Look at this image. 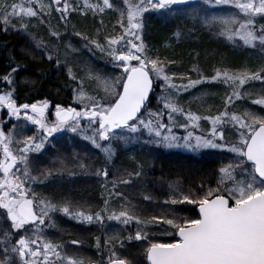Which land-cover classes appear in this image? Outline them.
Returning <instances> with one entry per match:
<instances>
[{
	"label": "snow or ice",
	"instance_id": "snow-or-ice-1",
	"mask_svg": "<svg viewBox=\"0 0 264 264\" xmlns=\"http://www.w3.org/2000/svg\"><path fill=\"white\" fill-rule=\"evenodd\" d=\"M205 3L230 6L243 14V19L230 12L226 15H205L202 19L206 25L218 26L220 34L229 40L239 38L248 46L254 47L257 42L264 46V25L256 27V18H264V0H205ZM123 4L126 7V21L125 13L121 11L118 22L123 30L121 35L105 37L103 43L96 39L89 40L87 36L82 37L101 52H106L115 66L122 69L118 77L93 76L89 72L90 78L96 80L97 88H103L104 96L90 95L81 86L74 90V100L82 107L78 110L71 105L65 107L57 104L55 120L49 123L46 113L50 103L47 99L31 104H17L12 91L0 94V109L6 108L8 115L17 120L23 117L43 133L42 136L25 137L20 142L23 147L14 150L11 133L6 134L0 129V210H3L0 215H6L11 228L17 230L16 235L19 236L14 244L3 248L4 259L0 260V264H83L66 255L61 244L44 238L46 220L49 221L47 226H50V214L61 211L77 222L91 223L94 220L102 221V212L108 211V200H105L104 209L92 214L73 212L67 205L60 208L46 198L38 197L28 186L31 181L36 180L29 171L30 152H39L49 137L65 129L83 135L108 156L112 153L111 145H102L100 142L110 141L117 130H127L134 134L143 128L149 135L159 138L160 142L170 147L178 146L177 142L181 138L171 134L170 125L175 124L174 114L184 115L188 121L181 127L197 128L201 119L210 121L212 125L211 139L204 136L193 137V133L189 132L183 137L184 146L193 149L228 147L230 152L235 153L236 162L219 169L218 186L209 189L203 196L195 198L190 194L165 201L172 205L185 202L197 205L198 218L153 216L150 221L145 222L130 214V210L126 208L118 213L113 211L107 218L124 224L135 220L138 225L144 226L163 223L174 230V236L179 237L178 239L149 244L146 249L149 264H264V116L249 111L238 114L229 110L234 100L241 98V88L244 85L251 81L264 82V70L241 73L217 70L211 79L223 80L233 88L231 94L224 99V110L218 115L204 117L191 111L185 112L172 100V95H178L181 91L200 84L203 78H187L186 84H176L175 79L183 81L186 77L169 75L168 65L171 61L165 62L159 57L149 56L141 32L143 15L149 9H170L173 5H186L188 0H123ZM53 5L55 11L60 13L61 20H66L67 14L75 10L70 0H51L47 5L42 0H21L11 4L7 0H0V20L8 26L14 17H39L46 7L51 11ZM112 7L110 0H102V3L96 4L84 0V8L93 12L103 13L105 9ZM76 35L82 34L77 32ZM36 46L47 47L41 42H37ZM47 58L52 60L53 56L48 55ZM56 62L59 64L58 60ZM15 71L14 68L13 72ZM69 75L72 76L71 69ZM72 78L75 79V76ZM4 80L12 83L9 76H5ZM154 81L163 82L162 91L174 90L162 98L163 108L167 110L170 122L167 125L162 122L161 112H148L149 118H142V109L146 107ZM252 103L264 106V96ZM82 120L87 121V127L81 126ZM226 124L235 129L238 137L230 146L216 143L217 138L224 139L223 126ZM15 127L13 125L14 129ZM165 129L168 135H164ZM193 138L195 144L192 143ZM101 174L108 176L106 170ZM21 230L25 233L31 230L33 235H21ZM166 234L173 235V232ZM8 235L6 232V240ZM135 239L139 241L147 239V236L138 230ZM71 243L76 245L79 242L73 240ZM108 264H126V261L112 252Z\"/></svg>",
	"mask_w": 264,
	"mask_h": 264
},
{
	"label": "trees",
	"instance_id": "trees-1",
	"mask_svg": "<svg viewBox=\"0 0 264 264\" xmlns=\"http://www.w3.org/2000/svg\"><path fill=\"white\" fill-rule=\"evenodd\" d=\"M14 2L13 0H9L10 4ZM197 2V4L184 7L183 9H190L192 11H194L193 9H197L200 12H205V14L208 9H216V12L235 11L240 19L243 18V14L239 13L238 9L231 8L230 6L215 5L214 3L207 4L201 2V0ZM96 3L102 2L101 0H95ZM110 3L113 4V7L103 13H91L88 10L87 15H82L80 12H75L76 17L73 18L75 20L74 25L71 23L72 18H70L69 22L71 24H68L67 20L55 19L50 13L45 12V10L43 14L46 16L47 23L44 24L45 27L44 30H41V34H44L46 38L51 37L48 39L52 40L55 44L60 43L58 41H62L63 45L64 38L67 37L66 33L68 34V31L70 32L72 28L73 31L91 36L90 38L102 40L105 33L114 32L111 28H107L106 25H117L118 19V17H110L115 23H111L110 21L105 22L104 16L110 13L113 16L119 15L121 11L119 14H113L115 13V7L122 8L126 16V7L123 3L120 6L115 0H110ZM171 10L172 7L161 11L149 9L148 12L144 13L143 28L146 30L144 31L143 41L148 50V55L155 56V58L159 57L165 62H172L168 65L169 75L175 74L176 77H180L181 75L186 77L183 81L175 79L174 82L176 84L187 83V78L192 80L203 78V81L200 83L201 88H204L203 86L206 85L207 81L212 86H216L220 91H213L211 92V96L208 97L210 98V103L216 101V104H211L207 110L201 106L192 108H195L194 113L201 117H203V112L204 114H219L224 110L225 97L231 94L233 88L230 84L224 83L223 80L213 81L211 78L215 75L216 71L227 70L230 73L258 72L264 70V56L256 57L250 55L248 48L245 47L239 38L229 41L226 40V36H223L222 40L218 42L219 44H216L208 38L207 31L202 28L193 27L194 24L188 18H183L182 21L178 17L176 20L170 18L169 13ZM81 15L83 17H80ZM34 19H30L32 21V29H35L33 27ZM178 20L181 22H178ZM260 25H264V18L257 17L256 27L259 28ZM194 30L195 32H193ZM53 33H56V35H53ZM260 49L264 50V46H261ZM37 54V51H34L31 46L29 47L25 43L24 37L13 31L5 30L4 24L0 20V87H8L10 90L17 89V95L22 101L28 98L36 100L47 99L48 101L64 100L65 103H72L75 93L74 90H76V86L78 85L77 82L70 75L68 76L63 72L60 63L57 64L54 59L49 60L44 55L40 54L38 56ZM61 57H64V52L60 51L57 58L61 59ZM104 57L112 62L107 53H104ZM14 68L16 69L15 72H13ZM5 76L10 77L11 84L4 80ZM156 82V88L153 90L151 98L146 105V110H150L149 112L153 113L160 108L158 102H161L162 93L158 91V87L161 85L160 81ZM201 88L197 87V90H202ZM241 93L244 98L234 100L229 110L238 114L249 111L256 115L264 116V106L252 103L253 100L264 96V82L251 81L241 88ZM179 102L183 104L180 98ZM185 107L188 110L190 109L188 106ZM202 122L208 123L209 121L202 119ZM200 125L203 130H206L202 131L204 132L203 135L211 136L210 132L207 131L208 126L206 128L205 123L201 122ZM223 131L225 138L220 142L229 144V139L233 141L237 140L238 137L235 129L231 125H224ZM132 148L134 149L132 153L129 152L131 150H127V157L129 160L135 158L133 160L135 161L134 165L131 166L129 164L130 161L127 160L124 161V165L126 166H122L130 169L128 172L133 170V174L140 171L141 176L138 177V175L134 180L131 179L129 183L118 181L116 196H119V198L115 200V210L117 209L119 212L125 208L129 209L130 214L138 216L145 222L150 221V218L147 216H155L152 212L157 214L162 213V215L173 214V216L168 217L157 216L162 218H198L197 205L186 202L172 205L171 203H165V201H170L174 198L180 199L183 195L190 194L195 198L203 196L209 189H215L218 186V180L220 178L219 169L228 163L236 162V157L225 150L224 147L207 148L198 153L173 150L165 151L154 146L143 148L142 153H140L138 147L135 148V146H132ZM69 150V146L64 145V159L68 157L67 153ZM116 158V162L120 163L118 165H121L122 160L121 157L119 158V151ZM106 163L104 166L97 168L106 169L108 172L106 178L99 171L95 172L94 176L89 177V181L85 179L69 180L72 183L78 181L76 183L78 185L72 187L66 183L64 185V196L75 192L80 198L96 199L97 201L100 195V187L109 186L113 181L110 169L105 166ZM117 175L118 177H123L119 173ZM128 175L127 173L123 177V180H126ZM137 181L142 184L140 185ZM143 181H145V184ZM70 188L71 190H69ZM94 190L98 191V193L96 194ZM145 197H149L150 199H145ZM124 198V204L121 205L120 200ZM129 199L132 200L131 204L127 202ZM100 201L94 203L95 206L92 207H69L73 212L84 211L94 214L104 209ZM65 205H67L66 201H64ZM105 214V212H102V215ZM114 224L117 227L116 233L105 234L106 227L110 225L105 218L102 221L94 220L91 223H86L77 222L70 216L64 214V229L67 232L70 231L69 228L73 229L85 240L82 244L80 243L78 250L80 253L69 256L82 261L83 264L90 262L106 264L109 261L110 254L114 252L116 257L124 259L128 264H147L146 249L151 242H172L174 238L177 239L174 236V230L163 223L144 226L138 225L135 220L128 224L114 220ZM150 229L153 230V233L150 232ZM138 230L146 234L147 239L136 240L135 233ZM168 232H173V235H167L166 233ZM66 240H68L67 243L70 240H75L74 235L66 234ZM66 245L69 246L70 244ZM92 245L96 249V253L94 254L88 250V246L92 247ZM66 248L64 244V251ZM71 250L74 252L75 249L72 248Z\"/></svg>",
	"mask_w": 264,
	"mask_h": 264
},
{
	"label": "rangeland",
	"instance_id": "rangeland-1",
	"mask_svg": "<svg viewBox=\"0 0 264 264\" xmlns=\"http://www.w3.org/2000/svg\"><path fill=\"white\" fill-rule=\"evenodd\" d=\"M198 1H200V0H198ZM19 2H21V0H18L17 2L15 1L14 3H19ZM42 2L47 5V4L51 3V0H42ZM70 2L73 4L75 10L71 11L70 13L67 14L66 20L68 21V24L72 23L74 25L75 20L73 18L76 17L75 12H80L82 15H87V11L89 9L84 8V0H76V1L70 0ZM101 2H102V0H101ZM115 2L120 6L123 3V0H115ZM201 2H205V0H201ZM7 3H9V0H7ZM88 3L95 4V0H88ZM197 3H198L197 1L193 0L184 6H172V10L169 13L171 16L170 18H172L173 20H176V18L178 17V18H181V21L183 20V18H188L189 20H191L190 22H192L194 24L193 27H198V28L204 29L205 31L208 32V38H210L214 43L219 44L218 42L221 41L222 37H223V35L220 34L219 27L216 25H206L203 22L202 18L205 15H209V16L210 15H226L229 12L228 11H223V12L217 11L216 12L215 11L216 9H208L207 11L204 10L207 12L205 14V12H200V10H197V9L195 11H192L190 9H187V10L183 9V7L191 6V5H194ZM179 7H181V8H179ZM44 11L47 13H50L55 19L60 18V13L55 11L54 5H53L51 11L47 7L44 9ZM89 11H91V10H89ZM105 11H107V9H105ZM120 11H123V9L120 7L119 8L115 7L114 8L115 13H113V14H119ZM92 12L93 11H91V13ZM98 13H100V12H98ZM197 13L199 14V18H197ZM230 13L237 15L235 13V11H230ZM82 15L80 17H83ZM110 17H113V18L118 17L117 25L116 24L106 25L107 28H111L114 32L113 33H109V32L105 33V35L102 37V40H100L98 38L101 43L104 42L105 37H115V36H119L123 33V30L120 28L119 23H118L120 21V14L113 16L110 13V14L104 16V21L105 22L110 21L111 23H115V22H113L114 20L111 19ZM31 18L34 19V17H31ZM31 18H29V17H24V18L14 17V18H12L10 25H8V26L4 25V29L13 31L14 33H18L19 35L24 37L25 43L28 44L29 47L31 46L34 51H37L38 56L40 54H42V55H44L45 58H47L48 55H52L53 59L55 61H57V60L59 61V63L61 64V69L68 76H69V69H71L72 76H75L74 80L78 84L76 86V89H78L79 87L82 86L84 88V90L90 95H93L96 97L104 96L103 88H99V89L97 88V82L95 79L90 78L89 72H91L93 76L99 75L101 77H118L121 75L122 69L115 67L113 61L110 62L106 59V57H104V53H106V52H101L100 50H98L94 46L90 45L88 43V41L83 39L82 37L86 36V34L81 33L82 35L78 36V35H76V33L78 31H73V29L71 28L70 29L71 31L70 32L68 31V34L66 33L67 37L64 38V44L62 45V43H63L62 41H58L60 43L55 44L52 40H49L51 37H48L49 38L48 39V38H46V36L44 34H41L42 33L41 30H44V27H45L44 24L47 23L45 14H43L42 16L36 17V19L33 20V27L35 29L31 28V26H32V21L30 20ZM70 18H72L71 23H69ZM77 18H79V16H77ZM125 21H126V16H125ZM181 21L178 20V22H181ZM22 25H26V27H22ZM117 27H118V29H116ZM212 29H214V30H212ZM145 30L146 29L143 28L142 32H141L142 40H144V31ZM193 32H195V30ZM97 33H99V32H97ZM47 36H50V35H47ZM88 36L89 35H87V37ZM90 37L91 36L88 37L89 40L96 39V38H90ZM226 40H229V39L227 38ZM37 42H41L42 45H45L47 47L46 48L45 47L38 48L36 46ZM143 43H144V41H143ZM59 45H62V46H59ZM245 47L248 48L250 55H253L256 57L264 56V50L260 49L261 46L258 42L254 47L248 46V45H245ZM59 48H61V49H59ZM250 48H252V50H250ZM60 51L64 52V57H61V59L57 58ZM99 54H101V55H99ZM152 58H155V56ZM117 70H119V71H117ZM160 83L162 85L163 82L160 81ZM161 85H159V87H158V91L162 92L161 93V102H158V105L160 106V108L156 112L162 113V122L167 125L170 122L168 120L167 110H165L163 108L162 98L165 95H168L170 91H174V90L165 89L164 91H162ZM200 85L201 84H197L196 86L189 88L187 91H181L180 94H178V95H175V94L172 95V100L174 102L178 103L179 107L183 108L185 110V112L191 111L192 113H194L195 108L193 109L192 107H199V106L205 107V110L209 109L208 107H210L211 104H216L215 103L216 101L211 100V101H213V103H210V100H209L210 98H208V97L211 96V94H212L211 92H213V91L219 92L220 90L216 86H212L209 81H207L206 85L203 86L204 88H201ZM197 87L201 88L202 90L198 91ZM205 90H206V92L208 91V93H206ZM4 92H8V91H4ZM74 95H75V93H74ZM179 98L183 102V104H181L179 102ZM241 98H244V96L242 95ZM73 103H77L74 100V97H73ZM183 105L188 106L190 109L188 110L187 107H185ZM149 111L150 110L146 111L145 115L142 118L148 119L149 118L148 117ZM202 115H203V117L204 116H215V114H213V113L204 114V112ZM216 115H218V114H216ZM173 118L175 120V124L170 125L171 126V134L181 138L177 142L178 146H171L170 147L167 144L160 142L159 138H156L154 136L149 135L147 130H145L143 128H141L140 132H137L134 134L129 133L127 130H123V131L118 130L117 134L111 138V142H109V141H101L100 142L102 145H108V144L111 145L112 153L110 156H108L102 149L96 148L89 140H86L83 137V135H80L77 133H72L71 131L65 129L64 130V144H60V146L61 145H68L69 149H70L69 152H71V154H69V152H68L67 153L68 157L66 159H64V150H63L61 157H60L58 154H56L54 152V149L56 148V147H54L50 150H47L46 152L48 154H44V157H41L43 155L42 154L41 156L37 157V159L39 160L40 164L43 166H50L49 160L51 158H55L56 160H58L60 162V164L64 165V185H66V183H68V185L70 184V186H72V187H76L78 185V184H76L78 181L75 183H72L69 180H72V181H75L77 179L88 180L89 177L94 176L95 170L97 168L104 166L105 162H107L105 166L110 169L111 178L113 181H112L111 185L104 186L105 190L102 187H100V189H99L100 195L97 198V201H96V199L80 198L75 192L68 194L67 196H64V201H66L68 206L92 207V206H95L94 203H98L100 200H102L100 202L105 208V200L107 199L110 212H109V210L105 211L106 214L103 216L106 219V221H108L110 223V225L106 227L107 230H106L105 234H115L117 227L114 224V220H110L107 217L113 211L118 213L117 209L115 210V207H116L115 200L117 198H119V196H116L118 181H122V182L125 181V180H123V177H125V175L127 173L129 174L127 176V179H126L128 181H131V179L134 180V178H137V176H138V175H136L137 173H139L138 177L141 176L140 171L137 172L136 174L135 173L133 174L132 173L133 170L131 172H128V170H130V169L124 167V166H126V165H124V161L129 160V158L127 157L128 156V154H127L128 149L131 150L129 152L132 153L134 151L132 146H135V148L138 147L140 153H142L143 148H146L148 146H154L155 148L163 149L165 151L173 150V151H186V152L198 153V152L202 151L203 149L211 148V147H201L198 149L189 148V147L184 146L185 141L183 140V137L188 135L189 132L193 133V137L204 136V137L211 139L212 138L211 136L208 137L207 135H203L204 132H202V131H206V130H203L201 128V125H200V122L205 123L206 128L208 126L207 131H209L211 134L212 125H211L210 121L208 123L202 122V119H201L199 121V127L194 128V127L189 126V127L185 128V127L180 126V125L188 123V121H186L184 115L174 114ZM23 122H26V121L19 119V123H23ZM82 122H83V124L81 126L87 127V121L85 120ZM27 124H29V123L27 122ZM228 125H230V124H228ZM21 128L23 129V135H25L27 133L26 128H29V125L27 127H26V125H22ZM163 133H164V135L169 134L167 129L163 130ZM121 137H124V139H121ZM231 140L229 139V144H225V143L220 142L222 140L217 138L216 143L230 146L233 142H235V141H233V140L231 141ZM192 143L195 144L194 138L192 140ZM224 148H225V150L230 152L228 150V147H224ZM117 150L119 151V158L121 157V160H122L121 165H118L120 163L116 162L117 161L116 155L118 153ZM145 151H147V150H145ZM60 152H61V150L58 153H60ZM230 153L233 156H235V153H232V152H230ZM134 159L135 158H131L129 160L130 161L129 164H131V166L134 165V162H135V161H133ZM122 165H124V166H122ZM43 168L47 169V167H43ZM118 173L120 174V176H123V177H118V175H117ZM137 183H140V185L142 184L141 182H138V181H137ZM143 183L145 184V181H143ZM69 190H71V188ZM94 192H96V194L98 193V191H96V190H94ZM124 201H125V198L120 200V202H121L120 204L123 205ZM127 202L129 204H131L132 200L129 199ZM162 204H164V203H162ZM152 213L155 216H163V217H168L171 215L173 216V214L162 215V213H159L160 214L159 215V214L154 213V212H152ZM147 217L151 218L150 216H147ZM2 225H4L3 222H2ZM45 228H46V226L43 228V231ZM69 229H70V231L67 232L63 227L58 225L57 230L60 232L64 230V234H58V235L57 234H47V235L43 234V235H44V237L48 238V240H50L54 243H57V244H61L63 246V252L66 255H73L74 256L75 254L80 253L78 251L80 248V243L82 244V242L85 240L76 231H74L71 228H69ZM4 230L8 234L10 233L9 229H7L5 226H4ZM150 232L153 233V230L150 229ZM66 234H73L75 240L79 241L78 246L73 245L71 243V240L69 241V243H67L68 240H66ZM9 235H13V234H9ZM25 235H33V233H32V231H30L28 234H25ZM15 237L16 236H13V238H10L8 236L7 240H6L5 234H3V235L0 234V239L2 241H4L9 247L11 246L12 241H13V239H15ZM64 244H65V247H67L65 249V251H64ZM66 244H68V245L70 244L71 246L70 245L67 246ZM70 247H71V249L72 248L75 249L74 252L70 249ZM88 250L90 252H92L93 254L96 253V249H95L94 245H92V247L88 246Z\"/></svg>",
	"mask_w": 264,
	"mask_h": 264
},
{
	"label": "flooded vegetation",
	"instance_id": "flooded-vegetation-1",
	"mask_svg": "<svg viewBox=\"0 0 264 264\" xmlns=\"http://www.w3.org/2000/svg\"><path fill=\"white\" fill-rule=\"evenodd\" d=\"M5 88H0V94L3 93V90ZM17 89L13 91V98L16 100L17 104H23V103H35L38 102L36 99H24L22 101L21 98L17 95ZM41 101V100H40ZM50 107L46 113L47 120L49 123L53 122L55 120L54 112H55V106L57 104H60L62 106H69L76 107L78 110L82 107L81 104L78 103H65L63 101H53L50 102ZM22 120L23 117H21ZM26 121V120H25ZM85 121V120H82ZM81 121V125L83 122ZM28 121L19 123V120H17L15 117H10L7 113V109H0V129H2L6 134L11 133L12 139L14 141L12 147L13 149H18L20 147H23L22 142L25 137L28 136H42L43 133L40 132L38 127L36 125L27 124ZM13 125H15V129L13 128ZM22 125H26V127L29 125V128H26L27 133L23 135V129L21 128ZM111 142V139L110 141ZM64 130L61 132L55 133L52 137L48 138V141L45 143V146L43 149H41L39 152H30L28 155L29 159V171L30 174L33 177H36V180L31 181L29 183V187L31 190L38 196L42 198H46L47 200L51 201L53 204H56L58 207L62 208L64 206V165L60 164L58 160L55 158H51L49 160L50 166H43L40 164L37 157L42 156L44 157V154H48L46 151L50 150L54 147V152L58 154L61 157V154L64 150ZM61 150L60 153H58ZM43 167H47V169H44ZM22 168V166H21ZM106 169H96L95 172H101ZM104 177V176H103ZM106 178V177H104ZM105 190V187H103ZM3 210H0V213H2ZM51 216V225H49V221L46 220V228L43 231L44 235L47 234H64L63 231H58L57 226L60 225L64 228V213L61 211H56L50 214ZM2 222L4 225H2ZM63 224V225H62ZM4 226L9 229L10 233L13 235H8L10 238H13V236H16L15 239H13L12 244L15 243L17 239H19L18 235H16L15 229L11 228V222L7 220L6 215H0V234H5ZM31 230H29L27 233H25L23 230L20 231L21 235L28 234ZM15 234V235H14ZM48 240V238L44 237ZM11 244V245H12ZM5 247H9L4 241L0 239V260L4 259V256L2 255V250ZM18 260V258H17Z\"/></svg>",
	"mask_w": 264,
	"mask_h": 264
},
{
	"label": "water",
	"instance_id": "water-1",
	"mask_svg": "<svg viewBox=\"0 0 264 264\" xmlns=\"http://www.w3.org/2000/svg\"><path fill=\"white\" fill-rule=\"evenodd\" d=\"M154 86V85H153ZM151 93L149 94L150 97ZM147 103V102H146ZM143 110V109H142ZM197 212H198V208H197ZM179 238V237H178ZM90 264H95V263H90ZM127 264V263H126ZM147 264H149V262L147 261Z\"/></svg>",
	"mask_w": 264,
	"mask_h": 264
}]
</instances>
